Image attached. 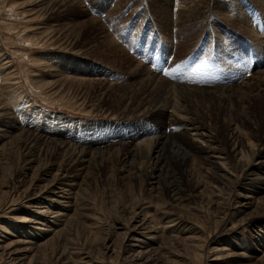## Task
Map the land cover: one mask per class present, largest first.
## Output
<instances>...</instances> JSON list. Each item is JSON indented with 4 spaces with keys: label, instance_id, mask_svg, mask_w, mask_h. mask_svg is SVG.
Here are the masks:
<instances>
[{
    "label": "rangeland",
    "instance_id": "obj_1",
    "mask_svg": "<svg viewBox=\"0 0 264 264\" xmlns=\"http://www.w3.org/2000/svg\"><path fill=\"white\" fill-rule=\"evenodd\" d=\"M167 1L0 0V264H264L260 245L254 259L243 258L250 254L248 249L236 248V255L228 254L233 243L250 247L253 242L258 245L257 234L263 236L264 189L255 195L243 183L246 172L264 178V171H257L259 161L264 165L262 141H254L250 153L260 151V155L249 157L247 171L230 160L227 166L232 176H228L217 169L216 162L203 159L202 153L194 163L190 161L189 135L159 140L158 159H151L153 163L160 159L158 168L163 169L155 173L156 180L169 178L182 184L190 197L182 203L187 205H180L166 193L160 194L161 199L155 197L157 191L142 182L134 169L119 173L112 159H93L102 152L96 140L89 144L95 154L91 167L81 176L71 174L74 189L68 195L71 198H66L68 188L52 181L58 166H50L47 174L40 171L54 161L46 155L51 148H43L37 160L26 164L20 131L6 138L12 139L9 143L1 137V130L11 132V115L16 118L11 122L54 142L60 141L55 136L58 132L75 141L83 136L96 139L105 131L115 139L134 137L147 125L154 127L153 137H157L159 118L151 113L135 118L129 112L136 105L129 108L132 100L127 106L120 99L128 93L130 98L137 96L140 81L132 71L139 64L166 70L167 78L175 83L171 95L182 104L195 94V85L208 90H214L218 81L236 80L240 85L246 78L253 79L255 70L264 69V42L257 45L258 41L243 35L219 13L220 7L231 17L245 12L263 36V4L254 0ZM192 33L197 36L189 43L186 37ZM242 54L247 62L244 58L240 65L235 60ZM199 63H210V77L197 83L182 79ZM256 64L260 67L252 73ZM242 75L244 79H239ZM57 79H63V84L55 86L52 82ZM40 81L50 84L41 88ZM105 84L112 85L107 95ZM263 101L264 95L254 100L256 111ZM192 103L195 109L201 102L194 97ZM122 111L125 114L118 116ZM229 111L225 121L231 120ZM249 127L239 122L238 130L248 132ZM218 135L223 148L226 132ZM75 141L66 146L67 154L81 149ZM144 152L142 148L134 159L141 162L138 159ZM196 181L203 184L198 189ZM208 189L214 191L221 209L207 201ZM31 237L40 243L34 250L25 243Z\"/></svg>",
    "mask_w": 264,
    "mask_h": 264
},
{
    "label": "bare ground",
    "instance_id": "obj_2",
    "mask_svg": "<svg viewBox=\"0 0 264 264\" xmlns=\"http://www.w3.org/2000/svg\"><path fill=\"white\" fill-rule=\"evenodd\" d=\"M254 1L258 4L264 5V0H254ZM167 3L172 4L171 0H168ZM56 4H58V6L62 5L61 2H56L54 5ZM182 4L183 3L181 1V6ZM238 7L240 8L241 6L238 5L237 8ZM219 10H220L219 13L221 14L220 16L223 19L228 20V22H231L230 25L232 24V26H235V28L236 27L239 28L242 34L245 35L246 37L253 39V41L255 42L258 41L257 45L259 43L264 42V35L263 36L259 35V33L255 31V29L252 26V23H250V17L248 14H245V12L241 11L242 13L237 12V15L235 17H233V15L231 17L230 16L231 14L230 15L226 14V12L223 10V7H220ZM184 19L186 20V18ZM182 31L183 29H180L181 35H182ZM193 34L194 33L186 37L188 42L192 41V38L195 36V34L194 35ZM105 37H106V33H105ZM105 40L107 41L106 38ZM107 45H110V46L114 45L113 47H115V45L117 46V44L112 45V43L111 44L108 43ZM244 58L245 56L244 54H242L238 59L235 60V62L236 63L239 62L241 65L244 61ZM245 59H246L245 62H247V56ZM258 65L259 64L254 65V67L252 68V73ZM197 66H199L198 69H197ZM194 69H197V70L194 72ZM194 69L192 70L191 73L184 75L182 79L193 80L194 82L197 83V81L201 82L203 81V79L208 78V76L210 77L209 74L212 73V67L210 63L208 64L199 63L195 66ZM132 73L135 74V76L139 78L138 81H140L138 83L139 88L136 93L137 96L135 95L133 98H130L131 97L129 95L130 93H128L123 98H120L121 102L127 104L128 106L130 104L129 102L132 100V104H130L129 108H132L131 106L133 105L134 106L136 105V106L130 109L129 113L131 114L134 113L135 118L136 117L138 118L139 116L141 117L142 115L147 116V114H150V113L157 116L161 124L159 126L160 132H159V135H157V137H153L156 135L154 133L155 131L154 127L147 125V127H145L144 130H142V132H140L139 134L136 133L134 137L127 136V137H119L115 139L114 137H112L111 135L112 133L109 134L108 136V133H106L105 131V132L99 133L101 134V136L96 139H91L90 137L83 136L81 140L75 141L76 139L75 140L73 139L75 137L71 138L66 133L58 132L56 133L55 136L59 137L60 141L54 142L52 140L44 139L45 138L44 135L38 134L37 132H34V130L33 131H30L29 129L24 130V128L17 125V122L15 123L11 122L12 120L15 121L16 119L13 115H11V117L8 116L10 118L8 119V124L10 123L9 125H11V128H12L11 132L8 133V130H5V129L1 130V137L6 139V138H9L10 134L12 135L13 132L20 131L19 133L20 145L19 146L22 147L23 150L25 151V155H23L24 156L23 161L25 160L24 163L26 164H29L37 160L36 155L39 154L41 151H43L42 150L43 148H46V147L47 149L51 148L49 152L47 151L46 155L51 156V158L54 157V161H51L48 164H46V166H44L40 171L41 172L44 171L43 174H47V172L50 171L51 169L50 166L57 165L58 167L56 168L57 170H59L60 173L58 172L57 174L52 175V179H53L52 181H58L60 185L64 184V187L68 188V189H65L67 190L66 191L67 196L70 194V190L73 191L74 189L72 188V185L74 184H72L73 177L71 176V174L73 173L74 175L81 176L87 171V169L89 170V168L91 167V163H92L91 157L95 156V154L93 151L94 149H91L90 148L91 146H89V144L90 142H92L90 140H96V143L102 146L100 149L102 150V152L100 154L101 156L99 157L95 156L93 159H96V158H104V159L107 158L108 160L112 159L114 163L118 165L117 171L119 173L130 171L131 168L134 169L135 173L137 174L138 177H140L142 182H144L145 184L149 186L151 185L150 188H152V190H154L155 192L157 191L155 197L159 198V196H161L160 194L166 193L171 201L175 202L176 204H180V205H187V204H182V203L187 202L190 197V194L185 192L184 189L182 188V184L180 185V183H177L176 181H171V179L169 180V178L168 180L164 182L162 180H159V181L156 180L157 176L155 173L160 168V167L158 168L159 163H160L158 161L160 159L156 160L155 163H153L152 160H153V157L155 159H158L157 148L159 146L158 145L159 140L164 139L170 135L172 136L174 135L183 136V134L189 135V137H191L190 144L192 148L191 150L192 152L189 153L190 161L194 163V160H197L198 155L202 153L203 159H205L206 161L210 163L216 162L218 165L217 169L223 171L224 172L223 174H226L228 176H232V172L228 169V166H227V164L230 163L229 162L230 160L232 161L234 166L237 165L241 169L243 168L245 171H247V169L245 168L249 163V157L260 155L259 154L260 151H258L257 153H254V151L253 152L251 151L250 153V150H252L253 146H255L254 141H262L264 144V101L263 103H261L260 105L261 107L258 111H256L255 108L253 107L254 100L264 95V69L259 68L257 72L255 70L253 74H256V76L253 77V79L252 78L244 79V76L242 75L239 79H244V80L240 83V85L237 84L236 80H229V82L228 81H223V82L218 81V83L215 85L216 87L213 85L214 90L212 89L208 90L205 88H201V86L195 85L194 86L195 94L193 95V93L191 92L192 97L189 95L188 97L184 98L183 99L184 104L180 103L178 99H175L176 96H173L175 94L171 95V90H173L174 92V89H172V87H175L174 86L175 83H173L174 81L172 82L170 78H167L168 75L166 76V74L163 73L162 71H157L155 69L153 70V69H150V67L148 68V66H145L144 64H141V65L139 64L138 66H136L135 70L132 71ZM62 80L63 79H57V80H54L52 83L54 84L57 83L55 86H60L63 84ZM48 84L50 83L40 81L41 88L44 86L48 87L49 86ZM198 84L200 85V83ZM103 86L105 87V89L103 88L104 95L105 94L107 95V93H111L110 92L111 91L110 88L112 87L111 84H105ZM132 91H133L132 89L129 90V92H132ZM194 97H196V100L201 102L200 106L197 105L196 108L194 107L195 109H193L191 105V104H194L192 103V100ZM242 108L243 109L245 108L244 112L242 111ZM227 110H230L229 112H231L232 114L230 121H227V120L225 121L223 119L224 115H226L225 113ZM124 112L125 111H122L121 113L119 112V114L117 112V114L118 116L122 117L125 114ZM58 118H60V116ZM239 122H241V124L247 123L248 126H250L249 127L250 131L240 133V131L238 130ZM221 130L223 132H226V135H225L226 143L224 142L225 146H223V148L221 147V145H223L222 140H220V137L218 135L219 131ZM166 133H168V135H166ZM11 140L9 141L7 140L8 142L6 143H9ZM73 141H75L74 145L75 144L79 145L81 149L77 153L75 152V154L74 153L67 154L66 146H68L69 144H72ZM38 142H41V143L39 144ZM142 148L145 149V152H144L145 156L138 159V160H142L141 162H139L135 160L134 158L137 154L139 155V152L142 151ZM1 149L2 148H0V151ZM70 150H72V148ZM72 151L74 152V150ZM153 154H156V155L153 156ZM261 156H264V151H262ZM255 158H259V157H255ZM56 159H59V162L55 161ZM257 165H258L257 171L259 170L262 173L264 171V165H262V161H259ZM161 170L163 172V169ZM21 172L23 173V171ZM62 173H64L65 175L59 176ZM17 174H20V173H18L17 171ZM256 174L259 175V173H256ZM176 180L178 179L176 178ZM160 181L162 182L160 183ZM243 183H245L246 185H249L247 188L251 187L249 191L254 193L255 195L260 194L261 190L264 189V178L252 176L251 173L246 172ZM202 185L203 184H201V182L199 183V181H196L195 186L197 189L200 188ZM73 193L74 192H72V194ZM207 193H209L207 195L209 196L207 201L211 205L215 204L217 208H220L222 204L220 202H217L214 199V191L212 190L211 192V190L208 189ZM66 198H71V195ZM159 199H161V197ZM237 202L241 204V201H237ZM241 205L244 206L245 204L242 203ZM10 206H8V208ZM239 211H241V209H238V212ZM40 220H43V219H40ZM154 231L155 230H153V232ZM260 232L263 236H261L260 234H257V236H259V241L257 240L258 245H256L255 242H253L250 248L245 243H241V242L233 243L231 247L232 250L229 249L230 251L228 252V254L230 253L232 255H236L235 252L233 251L236 248L248 249L250 254L248 256L247 254H245L243 258L249 257V259L250 258L254 259L256 257V255L254 254L255 253L254 251L258 250L257 246L260 245V247H264V229L263 231H260ZM155 233H157V231ZM36 241H37V237L36 238L31 237L30 239L28 238L26 240L25 243H27L26 245H29V248H28L29 250H34L40 245V243Z\"/></svg>",
    "mask_w": 264,
    "mask_h": 264
},
{
    "label": "snow or ice",
    "instance_id": "obj_3",
    "mask_svg": "<svg viewBox=\"0 0 264 264\" xmlns=\"http://www.w3.org/2000/svg\"><path fill=\"white\" fill-rule=\"evenodd\" d=\"M199 66H197V69H198ZM197 69H194V72L197 70ZM165 74H167V71L165 70Z\"/></svg>",
    "mask_w": 264,
    "mask_h": 264
}]
</instances>
